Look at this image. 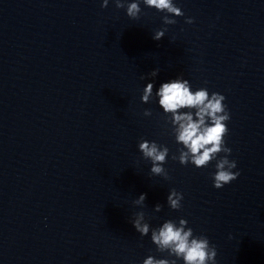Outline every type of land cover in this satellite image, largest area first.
<instances>
[{"label":"clouds","instance_id":"obj_1","mask_svg":"<svg viewBox=\"0 0 264 264\" xmlns=\"http://www.w3.org/2000/svg\"><path fill=\"white\" fill-rule=\"evenodd\" d=\"M141 2L148 8H154L158 12L166 13L163 24L174 25L177 21L172 17L184 16L182 9L174 3V0H114L117 9H126V15L133 19H139L142 9ZM109 0H102L101 7H108ZM193 18L188 17L185 23L192 24ZM167 27L157 30L154 40H160L165 36ZM159 69H154L151 77H156ZM154 83L149 82L143 89L142 103H150L153 99ZM158 104L167 117V123L171 125V132L175 142L182 145L178 149L179 155H172L173 160H178L181 165L191 163L196 168H206L212 161H216L215 172L212 174L213 187L221 189L230 184L239 176L235 160H230L231 149L225 145V137L229 133L227 122L230 113L225 105V96L218 92L209 93L207 88L191 90V85L182 76L162 83L155 91ZM144 116H151V109L144 110ZM138 149L145 160L151 162L150 172L154 176H163L170 179L167 170L163 167L169 157V148L158 144L156 141L141 139ZM224 155L221 156L220 154ZM184 196L182 192L172 189L167 196L168 206L173 210L182 207ZM146 194L142 193L134 201L136 205L143 206ZM162 209L161 204L155 205V211ZM135 230L143 237L150 232V225L145 220L144 212L135 214L131 221ZM186 219L166 220L158 228L151 229V242L159 253H167L168 258H156L148 255L143 264H176L182 260L183 264H216L217 249L205 235H194L193 229L187 227Z\"/></svg>","mask_w":264,"mask_h":264}]
</instances>
